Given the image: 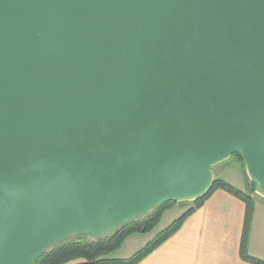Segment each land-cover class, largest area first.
Here are the masks:
<instances>
[{
    "label": "water",
    "instance_id": "95a60500",
    "mask_svg": "<svg viewBox=\"0 0 264 264\" xmlns=\"http://www.w3.org/2000/svg\"><path fill=\"white\" fill-rule=\"evenodd\" d=\"M264 198V0H0V264L209 194Z\"/></svg>",
    "mask_w": 264,
    "mask_h": 264
},
{
    "label": "crops",
    "instance_id": "0c3cea01",
    "mask_svg": "<svg viewBox=\"0 0 264 264\" xmlns=\"http://www.w3.org/2000/svg\"><path fill=\"white\" fill-rule=\"evenodd\" d=\"M230 165L225 168L216 166L213 169L215 178L249 192L251 185L240 162L236 160ZM230 170L235 171L236 177L240 172L242 183L238 184L237 179L227 177ZM253 199L252 224L244 247L242 241L247 204L223 190H217L185 220L173 236L139 264H252L245 260V255L264 261V198L256 193ZM136 237L138 235H133L126 241ZM135 253L116 258L129 259Z\"/></svg>",
    "mask_w": 264,
    "mask_h": 264
},
{
    "label": "trees",
    "instance_id": "16d2710c",
    "mask_svg": "<svg viewBox=\"0 0 264 264\" xmlns=\"http://www.w3.org/2000/svg\"><path fill=\"white\" fill-rule=\"evenodd\" d=\"M234 158L244 167V173L247 180L251 183V189L249 192H243L230 183L220 178H215L214 186L209 194L197 201L185 202L191 205L190 208L175 220L166 230L160 233L157 238L149 242L131 258L119 259L114 257L113 254L117 252L123 246L124 242L132 235L149 234L153 232V230H155V228L161 223L166 211L175 205L174 203H167L156 209L145 219L123 226L108 238L92 241L86 236H77L66 240L55 246L48 253L44 254L37 260L36 264H139L166 240L173 236L182 227L185 220L196 210L201 208L217 190H223L247 204L244 236L242 241L244 247L248 241L249 231L252 224L254 212L253 195L256 194V185L249 179L240 154L235 155ZM244 258L252 264H264V261L249 256L247 257L246 255Z\"/></svg>",
    "mask_w": 264,
    "mask_h": 264
},
{
    "label": "rangeland",
    "instance_id": "374dc122",
    "mask_svg": "<svg viewBox=\"0 0 264 264\" xmlns=\"http://www.w3.org/2000/svg\"><path fill=\"white\" fill-rule=\"evenodd\" d=\"M236 160L237 159H235L234 157H231L230 159L226 160L225 162L219 165L221 166V168H225L231 166L230 164L236 162ZM242 168L244 172V167L242 166ZM226 175L227 177H231V179H237L238 184H240V182L242 183V176L240 172L238 177H236V173L234 170H230L229 172H227ZM248 183L251 184L249 181ZM190 206L191 205L189 203L175 204L171 209L166 211L161 223L159 224V226H157V228H155V230H153V232L149 234H135L138 235V237L130 238L128 241H125L121 249L115 252L113 256L126 257L145 247L149 242L157 238L160 233L166 230L175 220H177L181 215H183L190 208Z\"/></svg>",
    "mask_w": 264,
    "mask_h": 264
}]
</instances>
